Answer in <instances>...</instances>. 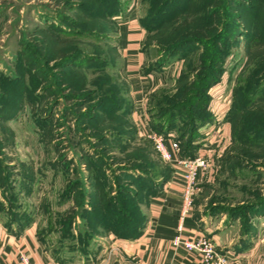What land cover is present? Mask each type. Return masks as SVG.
Here are the masks:
<instances>
[{"label":"rangeland","instance_id":"374dc122","mask_svg":"<svg viewBox=\"0 0 264 264\" xmlns=\"http://www.w3.org/2000/svg\"><path fill=\"white\" fill-rule=\"evenodd\" d=\"M72 1L0 0V221L17 231L33 226L60 263H109L108 236L135 233L169 170L132 119L118 23L130 10L144 25L143 71H151L142 73L156 82L146 112L149 94L162 102L175 95L183 72L196 84L202 52L215 43L173 52L168 44L184 35L181 24L200 27L209 5L222 56L209 106L216 102L230 131L224 145L233 130L236 141L193 202L222 217L241 264H264V127H249L252 115L238 104L244 95L254 100L248 109L264 103V0H118L122 8L109 19L98 17L109 0ZM173 117L178 135L184 116ZM68 186L74 193L63 195Z\"/></svg>","mask_w":264,"mask_h":264},{"label":"crops","instance_id":"0c3cea01","mask_svg":"<svg viewBox=\"0 0 264 264\" xmlns=\"http://www.w3.org/2000/svg\"><path fill=\"white\" fill-rule=\"evenodd\" d=\"M124 15L118 23V47L123 70L129 79L132 91L131 116L141 135V126L147 120L145 96L156 82L142 73L146 54L141 48L143 30L138 17L130 10H127ZM208 126L209 124L203 126L200 129L201 133ZM223 129V136L227 143L230 131L225 124ZM198 153H207V147L200 145ZM181 193V177L171 170L169 178L148 197L146 216L138 233L133 236H108L109 243L105 253V256L109 257L108 264H202L197 251L172 246L171 239L176 234L179 223H182L183 237L205 234L216 243L220 250L232 252L231 247H235V241L233 237H227L225 228L220 227L222 217L216 221L214 216L200 212L195 202L188 212L181 216ZM19 251H25L31 260L37 262L53 259L51 252L36 235L33 226L17 231L0 221V264H16ZM103 254L99 258L104 256Z\"/></svg>","mask_w":264,"mask_h":264},{"label":"trees","instance_id":"16d2710c","mask_svg":"<svg viewBox=\"0 0 264 264\" xmlns=\"http://www.w3.org/2000/svg\"><path fill=\"white\" fill-rule=\"evenodd\" d=\"M73 0L72 2H74ZM78 1V0H76ZM81 1H85L83 6H86V2H93L95 3V0H79L78 3ZM100 3H103L105 0H99ZM171 0H164V4H167ZM110 3V4H109ZM211 3V2H210ZM88 5V4H87ZM82 6V4H80ZM79 6V7H80ZM97 5L92 4L89 5V7H85L89 10H91L92 7H95ZM102 6V5H101ZM98 7H100V4H98ZM212 6H207L204 9V17L202 18L201 26L196 28L193 27V25L187 24L185 26L180 25V30L184 32V35L181 36L179 39L174 40L168 44V46H171L170 52H173L177 47L179 46H186L188 44H196L195 42H199L202 39H210L212 43L217 44L219 41V38L221 36V29L217 27V24L215 22L216 14L211 11ZM103 8V7H102ZM122 8V3H120L118 0H109L108 6H104L105 11L101 13L98 17L109 19L111 16H114L113 12L116 13ZM71 9V7L69 8ZM95 17V16H94ZM139 23L141 26H143V22L139 19ZM222 23V22H221ZM215 44H211L209 46V51L204 50L201 55V68L200 73L196 77V84H192V82H186L187 79L192 80L193 78L188 74V72H183L182 75L179 77V85H178V92L170 97H164V102L161 101H152L151 100V93L148 96L147 100V106H146V112L148 115V126L152 130H156V132H159L163 135H167L168 133H174L175 139L179 142L181 153L185 156H195L198 153V149L201 145V127L204 124H210L214 122V115L209 109V103H210V94L208 93L209 89L219 82L220 80V74L221 70L219 71V65L221 64L220 59H222V56L218 54V51L214 48ZM167 47V46H166ZM202 69V70H201ZM218 69V70H217ZM150 70H144L142 68V72L149 73ZM219 71L217 75L215 73ZM260 74L264 73L263 68H259ZM254 100L247 95H244L240 101L239 106L241 107V113H243L244 108L248 110L250 113L251 118H248L249 120H246V124L249 123V127H264V103L258 104L255 106H251L252 108L248 109V107L252 104ZM163 103V104H161ZM195 108H198V113L195 112ZM240 111V110H239ZM162 113V114H161ZM168 113L169 115L163 116V114ZM234 113V112H233ZM173 114H179L184 116V121L182 122V128L181 132L177 135L175 134L174 125L176 124V120L173 117ZM239 114V112H238ZM235 115V114H234ZM170 116V117H168ZM258 118V119H256ZM93 119V117H90L89 120ZM229 120V114L225 115V121ZM249 130L247 133H250ZM236 131L233 130V136L231 134L230 136V145L227 146L222 155L219 158V163L221 162L223 156L226 152H231L232 147L234 148V142L236 141ZM238 137V134H237ZM233 145V146H232ZM234 151V150H233ZM158 154V153H157ZM160 157V156H159ZM229 157V156H228ZM169 166V170L166 174L163 175V178L161 181L155 185H153V191L151 194L155 193L156 189L163 184L170 175V172L172 168ZM72 187L68 186L64 192L63 195L70 196L74 192L71 190ZM150 194V195H151ZM91 200L93 198H90ZM109 205H112V202H108V209ZM111 209V208H110ZM94 211V208H93ZM106 214L103 213V216H106ZM109 214V213H108ZM145 219V218H144ZM143 219V222H144ZM143 222L140 225L136 226L135 233L127 235V236H133L138 233L140 230ZM21 230V229H20ZM121 236H124L123 233ZM40 238V237H39ZM42 240V238H40Z\"/></svg>","mask_w":264,"mask_h":264},{"label":"built area","instance_id":"2783aa9c","mask_svg":"<svg viewBox=\"0 0 264 264\" xmlns=\"http://www.w3.org/2000/svg\"><path fill=\"white\" fill-rule=\"evenodd\" d=\"M210 111L214 115V127L206 128L202 133L201 145L206 148L207 153H197L195 156H185L181 153L179 142L173 133L166 136L152 131L148 128V120L142 124V132L148 139H151L154 148L160 158L169 164L174 173L179 175L182 180V204L180 208L181 216H184L193 206V198L197 190L198 183L207 179L216 166L217 158L221 156L224 148L223 124L220 123L221 112L216 102L210 104ZM143 128H147L143 131ZM224 145V146H223ZM182 223L178 224L177 232L171 239L173 247L181 246L188 251H197L200 255L202 264H241L239 254L230 251H222L216 243L205 234H197L193 237H183L181 234ZM16 264H70L60 263L53 259L46 261H33L25 251L18 252ZM84 264V263H79ZM147 264V263H143Z\"/></svg>","mask_w":264,"mask_h":264}]
</instances>
